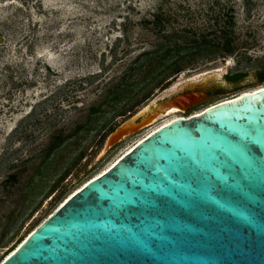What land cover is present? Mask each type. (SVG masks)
<instances>
[{
  "label": "rangeland",
  "instance_id": "obj_1",
  "mask_svg": "<svg viewBox=\"0 0 264 264\" xmlns=\"http://www.w3.org/2000/svg\"><path fill=\"white\" fill-rule=\"evenodd\" d=\"M155 14L168 21L166 29L180 44L226 31L233 49L191 50L175 74L170 68L146 74L159 67V54L133 70L139 54L164 39ZM191 85L209 95L186 111L142 125L100 156L107 136L122 122L167 91ZM260 86L264 0H0V182L22 169L13 198L35 175L43 151L62 139L34 177L32 202L17 208L23 214L4 236L0 221V259L70 193L165 121ZM28 157L34 158L11 167ZM7 193L1 184L0 197ZM9 199L0 202V213L13 207Z\"/></svg>",
  "mask_w": 264,
  "mask_h": 264
},
{
  "label": "water",
  "instance_id": "obj_2",
  "mask_svg": "<svg viewBox=\"0 0 264 264\" xmlns=\"http://www.w3.org/2000/svg\"><path fill=\"white\" fill-rule=\"evenodd\" d=\"M171 91L147 107L186 111L207 97ZM144 109L107 136L100 156L147 124ZM0 264H264V86L158 126Z\"/></svg>",
  "mask_w": 264,
  "mask_h": 264
},
{
  "label": "trees",
  "instance_id": "obj_3",
  "mask_svg": "<svg viewBox=\"0 0 264 264\" xmlns=\"http://www.w3.org/2000/svg\"><path fill=\"white\" fill-rule=\"evenodd\" d=\"M215 21H216L215 24L218 25L219 24L218 20L216 19ZM166 22L168 21L159 17V14H155V25L156 27H158L159 32H162V31L164 32L162 35L164 39L158 43V47L156 49L142 51L139 54V58L136 59V61H134L135 65L131 69L133 70L139 69L145 63V61L159 54L160 59H158L156 63V65L159 64V67H156V66L150 67L147 70L146 74H151L156 68H161L157 72H161L165 69L170 68L172 70V73L175 74L181 70L179 63L181 62L183 58L186 57V54L191 50H194V53H199L205 50H207L208 52H213L216 49H222L224 50V52L230 53L233 49L231 46L232 40L228 36V33L226 31H224L223 35L220 37H212L209 34H204L197 38H193L189 40L188 42H184L180 44L176 41V39L173 38L175 37L176 34L166 29L167 27V25H165ZM226 22L229 23V25L231 26L233 24L232 17L226 19ZM189 54L191 53L189 52L188 55ZM142 56L144 57V61H139L140 57ZM147 66H149V64H147ZM129 74L127 75V77L129 76ZM236 76L237 75H231V76H228V78L233 79ZM57 139L56 141L49 144L46 150L43 151V159L40 161L38 165L39 167L37 171L35 172V175H31L30 177H28V179L24 183H22L21 193L17 198L12 197L13 196L12 188L13 187L15 188L18 175L20 174L22 169L21 171L16 170L14 172H9L8 175L5 177V179L2 182H0V185L2 184L4 189L6 190L8 189V193L5 196L6 198L0 197V202H3L5 200L7 201L10 198L8 201V206L10 204H12L11 206H13L12 208L6 210L5 212L0 213V221L2 222V225H3L2 236H4L10 230V228L16 223L18 218H20V216L23 214L22 208L23 207L26 208V205L32 202L33 196L35 194L34 193L35 188L33 186L34 177L40 176V168L43 165H45L46 167V165L50 161L51 156L54 155L55 152L58 150V147L61 144L62 139H59L58 141ZM33 158L34 157H28L26 159H19L18 162L13 163L11 167L13 168L15 166H20L22 164L28 163L31 160H33ZM19 206H22V208L20 209L21 211L19 210V212L16 213L17 208ZM1 246L2 245H0V247ZM1 260L2 259H0V261Z\"/></svg>",
  "mask_w": 264,
  "mask_h": 264
},
{
  "label": "bare ground",
  "instance_id": "obj_4",
  "mask_svg": "<svg viewBox=\"0 0 264 264\" xmlns=\"http://www.w3.org/2000/svg\"><path fill=\"white\" fill-rule=\"evenodd\" d=\"M190 88H194V86H190ZM205 91V90H203ZM146 111V114H144V117H143V121L145 123H150L152 121H154L155 119L157 118H161V117H165L171 113H175L177 111H180L181 109H179L178 107L176 106H173V105H170V106H161L160 104H154L152 107H147L144 109V111ZM143 111V112H144ZM183 111V110H182ZM176 117H179V116H174L172 117L171 119H174ZM169 119V120H171ZM134 119L131 120V122H133ZM167 120V121H169ZM157 121V120H156ZM167 121H165L164 123H166ZM130 123V122H129ZM163 123V124H164ZM152 124V123H151ZM162 125V124H161ZM130 127L132 128L133 125H130ZM157 128V127H156ZM155 128V129H156ZM153 131V130H152Z\"/></svg>",
  "mask_w": 264,
  "mask_h": 264
},
{
  "label": "flooded vegetation",
  "instance_id": "obj_5",
  "mask_svg": "<svg viewBox=\"0 0 264 264\" xmlns=\"http://www.w3.org/2000/svg\"><path fill=\"white\" fill-rule=\"evenodd\" d=\"M197 89H201L202 90V88L200 87V88H197ZM205 93L207 94V96L209 95L208 93H207V91L205 90Z\"/></svg>",
  "mask_w": 264,
  "mask_h": 264
}]
</instances>
